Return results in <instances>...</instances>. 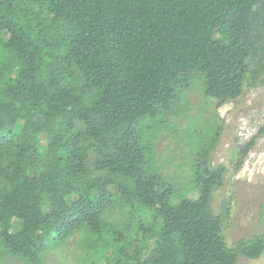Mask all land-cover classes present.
<instances>
[{
    "label": "trees",
    "instance_id": "16d2710c",
    "mask_svg": "<svg viewBox=\"0 0 264 264\" xmlns=\"http://www.w3.org/2000/svg\"><path fill=\"white\" fill-rule=\"evenodd\" d=\"M259 81L264 0H0V264L65 260L74 239L75 264L260 258L264 235L230 246V203L212 206L220 118L199 149L201 119H170L188 117L196 85L204 110ZM165 132L186 144L188 183L164 172Z\"/></svg>",
    "mask_w": 264,
    "mask_h": 264
},
{
    "label": "rangeland",
    "instance_id": "374dc122",
    "mask_svg": "<svg viewBox=\"0 0 264 264\" xmlns=\"http://www.w3.org/2000/svg\"><path fill=\"white\" fill-rule=\"evenodd\" d=\"M194 87L189 95L188 117L170 119L178 123L179 129L188 125L194 117L201 119L191 125L197 132V139L192 144L195 149H199L201 144L199 145L198 138L202 137L206 130L205 121L213 120L214 116L220 118L222 129L212 150V165L223 164L228 173L225 175L224 185L212 196V206L215 213L219 214L223 205L230 203L224 233L228 244L234 246L237 242L264 235V134H259L264 128V81L250 86L253 88L236 101L225 105L216 101L204 110H201L205 98L199 90L200 86ZM205 101L207 102L206 99ZM252 138H255L254 145L242 168L235 173L239 149ZM156 149L161 162L170 160L164 169L167 177L175 179L179 184L188 183L186 144L183 141H173L170 133L165 132L159 135ZM179 186L184 191L188 190L186 185ZM190 186L193 185H189V188ZM74 245L76 239L64 247L68 252L67 259H63L61 250L52 251L46 264H75ZM238 264H264V253L254 260L240 257Z\"/></svg>",
    "mask_w": 264,
    "mask_h": 264
}]
</instances>
